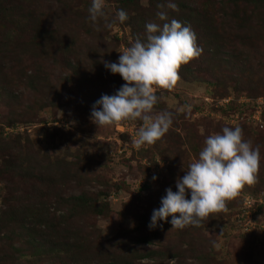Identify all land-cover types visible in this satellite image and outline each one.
Segmentation results:
<instances>
[{"label": "rangeland", "instance_id": "1", "mask_svg": "<svg viewBox=\"0 0 264 264\" xmlns=\"http://www.w3.org/2000/svg\"><path fill=\"white\" fill-rule=\"evenodd\" d=\"M153 1L104 0L93 27L91 0H0V264H264V127L229 116L264 93V0H174L169 19L189 25L202 52L156 92L152 114L173 122L153 144L133 147L139 120L89 119L124 83L103 62L163 23ZM225 126L259 146L255 182L198 226L166 218L149 230L165 188Z\"/></svg>", "mask_w": 264, "mask_h": 264}, {"label": "clouds", "instance_id": "2", "mask_svg": "<svg viewBox=\"0 0 264 264\" xmlns=\"http://www.w3.org/2000/svg\"><path fill=\"white\" fill-rule=\"evenodd\" d=\"M103 3L104 0H91L87 20L93 27L98 17L104 15ZM157 8L160 10L156 17L163 23L145 24L143 41L136 39L119 53L115 62H103V67L110 74H118L124 83L114 94H102L89 114L96 128L120 121H141L133 140L136 149L153 144L167 132L173 116L168 111L152 114L158 101L156 92L170 89L179 79L180 65L202 52L191 27L169 19L167 10L178 11L174 0H166ZM127 18L123 9L116 10L117 22L123 23ZM259 159V146L253 147L242 140L239 126H225L207 136L198 157L174 180L175 191L165 188L159 207L152 210L146 227L149 230L162 227L166 218H170L167 219L170 229L198 226L210 213L223 209L225 200L235 196L244 184L255 182ZM151 179L154 181L156 177Z\"/></svg>", "mask_w": 264, "mask_h": 264}, {"label": "built area", "instance_id": "3", "mask_svg": "<svg viewBox=\"0 0 264 264\" xmlns=\"http://www.w3.org/2000/svg\"><path fill=\"white\" fill-rule=\"evenodd\" d=\"M246 99V98H244ZM241 101V100H240ZM250 104L249 112L242 113L238 118V113L235 111V114L229 113L230 121L234 123H238L239 120L244 118L245 120H249L251 124L254 126H258L260 128L264 127V94L258 95L253 99L247 98L245 102ZM245 203L248 204L249 200L245 199Z\"/></svg>", "mask_w": 264, "mask_h": 264}, {"label": "trees", "instance_id": "4", "mask_svg": "<svg viewBox=\"0 0 264 264\" xmlns=\"http://www.w3.org/2000/svg\"><path fill=\"white\" fill-rule=\"evenodd\" d=\"M120 2H122V3H131V2H133V1H137V0H119ZM150 1V0H149ZM158 2V0H154L153 2H152V4H153V6L155 5L156 7H157V5L158 4H161V3H157ZM151 3V2H150ZM262 94H264V93H261V94H259V95H262ZM255 96H257V95H255ZM248 97H254V96H248ZM84 201H82V202H80L79 203V206L80 207H82L83 209L86 207H88V204H86V203H83ZM85 202H87V201H85ZM77 204H78V202H77ZM55 249H50V250H48V251H50V252H52V251H54ZM60 251V250H59ZM49 252V253H50ZM148 253L149 252H147V253H145V255L144 256H150V255H152V253H149L150 255H148ZM123 263H125V264H132V262L130 261V260H126L125 262H123ZM68 264H71V263H69L68 262Z\"/></svg>", "mask_w": 264, "mask_h": 264}]
</instances>
